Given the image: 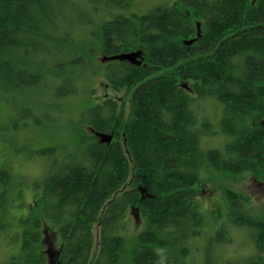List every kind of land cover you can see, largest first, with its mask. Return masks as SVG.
I'll list each match as a JSON object with an SVG mask.
<instances>
[{"label":"trees","instance_id":"obj_1","mask_svg":"<svg viewBox=\"0 0 264 264\" xmlns=\"http://www.w3.org/2000/svg\"><path fill=\"white\" fill-rule=\"evenodd\" d=\"M138 49L141 65L109 59ZM101 77L124 91L122 104L96 101ZM8 144L0 264H48L49 230L59 264H264V215L224 187L245 172L264 181V0L145 10L135 0H0V148ZM12 157L45 168L29 180L26 215L15 210L26 181ZM208 179L223 196L209 215L197 199ZM239 228L252 232L245 256L231 247Z\"/></svg>","mask_w":264,"mask_h":264},{"label":"rangeland","instance_id":"obj_2","mask_svg":"<svg viewBox=\"0 0 264 264\" xmlns=\"http://www.w3.org/2000/svg\"><path fill=\"white\" fill-rule=\"evenodd\" d=\"M135 2H136L137 7H140L141 9L144 8L145 10L156 4L163 3L164 0H137V1L135 0ZM96 93H97V99H96L97 102H101L106 97H112L115 99H120L119 100L120 104L123 103L124 91L113 92L107 85V81L105 80L104 77L99 78V81L96 87ZM129 98H126L125 107L127 108V111L130 107ZM67 124L68 122H63V125H67ZM68 127L71 128L72 125L68 124ZM52 128L53 127H51L50 129ZM22 135L25 136V138L27 137L30 138L32 134H30V132L27 131V132H24ZM39 137L41 138V143H40L41 145L46 143V139L48 138V136L39 135ZM68 138H69L68 132L65 131V133H62L59 140L65 141ZM21 145L22 143L18 144V146L20 147H19V152L17 153L18 154L17 156H20L22 158L24 157V153L25 154L28 153L29 149L23 148L21 147ZM11 146L13 145L12 144H8L6 146L4 145L2 146V148H0V151L7 152L10 149L13 150ZM12 159L14 160L13 169L19 171L17 173H21L24 176V177H21V179H24L26 181L25 186H24L23 196L18 197L15 202V210H19L24 214L25 213L28 214L30 210H32V208L34 207V204L36 201V198L33 194L34 189L30 185L29 180L35 179L36 177H39V178L43 177L45 168L44 167L41 168L39 163L35 160H32L31 162L28 161V163H24L23 161V163L21 164L18 162L20 161L19 159H17L18 161H16L14 157H12ZM212 181L213 179H210V180L208 179L207 183L204 185V187H202L199 190V193L197 195L198 197L197 199L200 203V207L202 211L206 212L208 215L216 207L215 203L223 199L222 189L214 188L215 186L213 185ZM224 185H225L224 187L235 189L236 191H239V192L247 193L250 196L254 211L256 213H261L264 215V181L255 179L251 173L245 172V173H242L234 177L226 178ZM133 213H134L133 210H131V214H132L131 217L133 220V231H135L139 229V224H141L140 223L141 217L139 215L138 219H136ZM251 234H252L251 229L239 228L237 229V231H235L236 241L233 245H231V247L233 246L232 249H235L237 246V249L235 250V253L237 256H245V254H248L251 251L253 252V250H250L251 248H247L249 245L250 246L252 245L251 244V241H252ZM47 237H52L55 240L57 246L58 247L60 246V238L58 237L56 233H53L52 230L45 232V240ZM47 248H48V244L47 242H44V250H46Z\"/></svg>","mask_w":264,"mask_h":264},{"label":"water","instance_id":"obj_3","mask_svg":"<svg viewBox=\"0 0 264 264\" xmlns=\"http://www.w3.org/2000/svg\"><path fill=\"white\" fill-rule=\"evenodd\" d=\"M193 41L194 39H191L188 40L187 43L191 44ZM109 59L127 60L132 64L141 65L143 60V51L141 49L126 51L119 54H115L109 57ZM99 135H100V140L102 142H107V143L111 142L114 137L112 133H105V132H102ZM142 193H143V197L148 196L147 190L145 188L142 189ZM133 212L136 219H138L139 217L138 207H135L133 209ZM45 242H47L48 244V248L45 250V253L48 258V264H59V258L61 255L60 247L57 246L55 240L52 237H47Z\"/></svg>","mask_w":264,"mask_h":264}]
</instances>
